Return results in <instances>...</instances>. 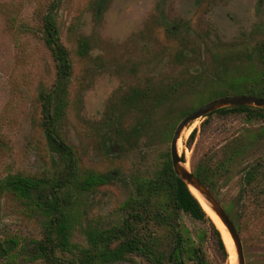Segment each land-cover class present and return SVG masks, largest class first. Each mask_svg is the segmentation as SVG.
Listing matches in <instances>:
<instances>
[{
  "label": "rangeland",
  "instance_id": "rangeland-1",
  "mask_svg": "<svg viewBox=\"0 0 264 264\" xmlns=\"http://www.w3.org/2000/svg\"><path fill=\"white\" fill-rule=\"evenodd\" d=\"M48 1L0 0V178L8 173L40 176L57 166L37 125V96L52 85L54 63L30 29H18L27 25L36 30L38 13ZM57 22L72 62L64 138L81 172L112 175L109 183L79 196V221L108 226L120 217L132 175L151 176L163 163L170 148V125L178 111L197 106L224 82L258 70L256 47L264 40V0H62ZM82 38L89 44L85 55L78 52ZM175 83L195 91L179 88L174 97L158 105L148 102L142 110L126 104L134 89ZM204 83L208 85L203 87ZM202 120L186 128L178 141V153L191 169L204 154L229 140L232 132L264 129V118L245 123L240 117L213 116L201 127ZM137 123L143 124L142 134L133 130ZM194 128L197 133L188 147ZM238 190L235 176L223 189L222 204ZM182 218L192 233L204 234L211 264H238L235 244L221 224L217 222L226 257L218 250L207 221L186 214ZM252 228L255 232L247 247L238 232L245 264H264V214L252 221ZM0 230L2 239H38L41 220L25 203L5 194L0 202ZM79 232L76 224L73 241L82 243ZM13 252L0 256V264H45L27 261L18 247Z\"/></svg>",
  "mask_w": 264,
  "mask_h": 264
},
{
  "label": "trees",
  "instance_id": "trees-1",
  "mask_svg": "<svg viewBox=\"0 0 264 264\" xmlns=\"http://www.w3.org/2000/svg\"><path fill=\"white\" fill-rule=\"evenodd\" d=\"M61 2L49 0L46 3L38 13L36 30L27 25L18 27L19 30L30 29L49 50L54 63L52 85L42 89L37 96V125L57 166L52 172L48 170L40 176L8 173L0 178V202L5 194H11L33 209L41 220V236L38 239H2L0 230V256L15 255L13 251L18 247L27 261L41 260L45 264H116L125 260H137L140 264H211L204 248V234L191 232L183 222L182 215L186 214L209 223L218 250L226 257L220 229L188 186L175 174L169 150L153 175H132L129 180L132 188L120 206L117 221L108 226L80 223L79 196L109 183L112 175L109 172H81L75 152L62 132L72 62L59 35L57 12ZM167 28L176 32L169 26ZM88 49L87 39H80V55L87 54ZM256 54L259 68L253 75L228 80L197 106L179 110L170 125L169 141L179 121L211 99L234 94L264 98V40L257 45ZM205 85L208 83H204L203 87ZM179 88H184L182 91L187 93L195 91L178 83L134 89L126 97V104L137 110H142L148 102L162 104L181 91ZM233 89H242V92H231ZM213 116L240 117L245 123H250L264 118V110L242 105L219 108L203 118L201 127ZM133 130L142 134L143 124L137 123ZM196 133L194 128L186 146L191 147ZM181 158L185 161L184 155ZM191 170L220 201L223 189L235 176L239 177L238 193L223 206L238 232L244 235L247 247L255 232L252 221L264 214V129L254 131L244 128L232 132L229 140L204 154ZM76 224L82 243L73 241Z\"/></svg>",
  "mask_w": 264,
  "mask_h": 264
},
{
  "label": "water",
  "instance_id": "water-1",
  "mask_svg": "<svg viewBox=\"0 0 264 264\" xmlns=\"http://www.w3.org/2000/svg\"><path fill=\"white\" fill-rule=\"evenodd\" d=\"M241 105L254 106L264 110V98L248 94H234L230 96H219L200 105L188 115H186L184 118H182L175 127L170 141L169 153L175 174L182 182H184L188 186L189 190L195 195L198 200V196H196L192 189H195L204 198L206 203L217 215V217L227 230L228 234L232 238L237 251L238 264H245L242 240L229 214L225 210L222 202L199 178H197L193 174L191 168L188 169L183 166L185 161L182 160L180 154L178 153L177 147L182 132L186 128L190 127L195 121L203 119L205 116L219 108ZM199 202L201 203L200 200Z\"/></svg>",
  "mask_w": 264,
  "mask_h": 264
},
{
  "label": "bare ground",
  "instance_id": "bare-ground-1",
  "mask_svg": "<svg viewBox=\"0 0 264 264\" xmlns=\"http://www.w3.org/2000/svg\"><path fill=\"white\" fill-rule=\"evenodd\" d=\"M183 166L185 167V168H188V169H190V165L187 163V162H185L184 164H183ZM193 190V192L196 194V196H198V198H199V200L201 201V203H202V205H203V207L205 208V210L210 214V216L212 217L213 215H214V218H215V220L213 219V217H212V219H213V221L215 222V224L219 227V225H218V223L219 224H221V226H223V224L221 223V221L219 220V218L217 217V215L212 211V209L209 207V205L206 203V201H205V203H206V205L203 203V197L195 190V189H192ZM218 222V223H217ZM224 227V226H223ZM225 228V227H224ZM229 238V237H228ZM230 251V250H229Z\"/></svg>",
  "mask_w": 264,
  "mask_h": 264
}]
</instances>
